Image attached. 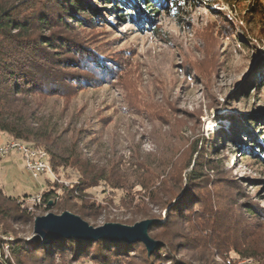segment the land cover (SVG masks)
<instances>
[{
	"label": "rangeland",
	"instance_id": "1",
	"mask_svg": "<svg viewBox=\"0 0 264 264\" xmlns=\"http://www.w3.org/2000/svg\"><path fill=\"white\" fill-rule=\"evenodd\" d=\"M87 1L94 21L74 33L107 73L67 99L69 121L95 135L102 155L123 163L129 182L118 192L107 186L89 191V200L101 207L114 199L97 210V227L147 210L164 218L158 205L166 188L151 204L149 191L136 181L169 187L172 177L198 168L203 204L191 224L171 225L170 237L184 234L177 242H189L188 258L255 264L233 253L232 243L247 256L264 250V218L247 217L239 206L264 210V0H183L176 10L172 0H159L164 8L157 12L132 0L126 7V0ZM148 12L151 23L144 22ZM6 140L0 135V143ZM69 172L35 179L11 155L0 160V187L44 216L48 206L34 200L45 189L56 190L57 202L81 206L69 193L76 183ZM93 219L85 221L93 226ZM13 240L0 236V259L10 256L6 245ZM145 259L139 251L129 263L147 264Z\"/></svg>",
	"mask_w": 264,
	"mask_h": 264
},
{
	"label": "trees",
	"instance_id": "2",
	"mask_svg": "<svg viewBox=\"0 0 264 264\" xmlns=\"http://www.w3.org/2000/svg\"><path fill=\"white\" fill-rule=\"evenodd\" d=\"M132 1L148 11V8L156 12L164 8L159 0ZM172 1L176 10L178 2L183 0ZM127 4L126 0L124 6ZM148 17H152L149 12L144 22L151 23ZM93 18L87 0H0V135L45 151L54 172L70 171L68 175L74 177L76 183L69 193L81 206L68 207L67 201L61 198L55 201L57 192L51 188L43 191V205L48 206V213L62 210L83 220H92L99 208L105 209L114 203L112 198L106 199L105 207L91 202L90 190L107 186L118 192L129 184L123 163H115L111 155H102L95 135L77 126L72 128L69 121L67 99L79 88L95 85L106 72L87 41L74 33L76 28L90 25ZM199 170L195 168L185 175L172 177L174 184H168L169 187L164 181L158 186L153 183L149 186L143 178L136 181V186L149 191L151 204H154L153 196L166 188L162 195L166 197L157 206L160 210L164 207V218L147 210L129 219L102 223L130 225L140 220H159L149 229V236L162 244L151 254L141 242L71 237L44 243L34 234V221L38 217L35 207H26L0 187V236L14 238L6 245L10 256L1 257L0 264H55L57 259L70 263L130 264L129 260L139 251L145 253L147 264H212L209 258L198 260L183 255L193 250L187 249L188 241L177 242L184 238L183 233L175 239L170 237L173 235L170 226L177 222L191 224L194 213L203 204ZM51 201L54 202L49 207ZM239 206L247 217L264 218L260 207L256 209L244 202ZM94 222L93 226L97 227V220ZM232 246L238 256L264 264V250L247 256L236 244Z\"/></svg>",
	"mask_w": 264,
	"mask_h": 264
},
{
	"label": "water",
	"instance_id": "3",
	"mask_svg": "<svg viewBox=\"0 0 264 264\" xmlns=\"http://www.w3.org/2000/svg\"><path fill=\"white\" fill-rule=\"evenodd\" d=\"M52 205L53 202H50L49 207ZM156 223H159V220L148 219L134 226L106 223L100 227H93L81 217L70 212H64L61 215L49 213L35 219L34 234L44 243L71 237L91 241L103 239L125 243L141 242L151 254L162 244L149 236V229Z\"/></svg>",
	"mask_w": 264,
	"mask_h": 264
},
{
	"label": "built area",
	"instance_id": "4",
	"mask_svg": "<svg viewBox=\"0 0 264 264\" xmlns=\"http://www.w3.org/2000/svg\"><path fill=\"white\" fill-rule=\"evenodd\" d=\"M11 155L20 157L24 162L25 169L35 179L46 174L49 176L54 175L53 169L49 164L48 154L39 148H34L27 143L15 140H6L5 142H1L0 160ZM36 202L43 203V197H37L34 200V203Z\"/></svg>",
	"mask_w": 264,
	"mask_h": 264
}]
</instances>
